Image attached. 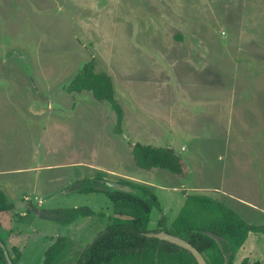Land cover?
<instances>
[{"label":"rangeland","instance_id":"1","mask_svg":"<svg viewBox=\"0 0 264 264\" xmlns=\"http://www.w3.org/2000/svg\"><path fill=\"white\" fill-rule=\"evenodd\" d=\"M91 59L120 133L108 102L65 90ZM135 143L170 147L182 174L138 168ZM98 176L153 192L168 223L187 195L223 203L260 228L244 253L264 264V0H0V191L91 211L13 214L0 239L10 250L3 236L20 231L17 264H42L57 237L54 264L77 262L113 216L105 192L78 190Z\"/></svg>","mask_w":264,"mask_h":264},{"label":"trees","instance_id":"2","mask_svg":"<svg viewBox=\"0 0 264 264\" xmlns=\"http://www.w3.org/2000/svg\"><path fill=\"white\" fill-rule=\"evenodd\" d=\"M95 60L84 64L76 76L65 86L69 92H91L98 101H106L116 115V132H121L122 109L114 97L111 77L105 72H96ZM132 156L136 166L150 170L160 168L174 174H182L180 158L170 147H154L134 144ZM102 178V176H98ZM142 190L144 197L122 192L106 193L112 202L113 216L105 228L85 248L75 264H197L187 250L164 240L148 236V233L164 231L178 236L194 246L204 257L207 264H236L235 256L245 243L250 231H259V227L248 225L234 210L223 203L204 195H187L185 203L177 216L170 222L162 214L156 195L148 189L136 186L125 180H119ZM79 191H102L91 187H82ZM153 208L160 211L157 225L150 226V213ZM12 209L0 191V213ZM48 219L68 222L73 218L91 212L89 209L42 210L30 208ZM213 233L227 242L221 245L205 234ZM0 264H8L5 251L12 262L17 264L21 258L20 250L11 246L7 249L0 239ZM62 240L58 237L48 246L42 264H54L62 253ZM238 264H260L258 260L244 257Z\"/></svg>","mask_w":264,"mask_h":264},{"label":"water","instance_id":"3","mask_svg":"<svg viewBox=\"0 0 264 264\" xmlns=\"http://www.w3.org/2000/svg\"><path fill=\"white\" fill-rule=\"evenodd\" d=\"M86 184H84V186L82 187H91V188H95V189H99L102 191H109V192H122V193H127L133 196H137V197H144V193L142 192L141 189L126 184V183H121L118 181H110V180H105V179H90L87 182H85ZM205 234H207L208 236H210L211 238H213L216 242L221 243L223 242L224 244L227 245V242L220 238L219 236L210 233V232H205ZM148 236L151 237H155L158 238L160 240H164L170 243H173L185 250H187L188 252H190L192 254V256L194 257V259L196 260L197 264H207L204 257L202 256V254L194 247L192 246L190 243H188L187 241H185L184 239L175 236V235H171L168 234L164 231H160L157 233H148ZM1 247L4 248V245L2 243H0ZM5 256L7 259L8 264H12V262L10 261L7 252L5 251Z\"/></svg>","mask_w":264,"mask_h":264},{"label":"crops","instance_id":"4","mask_svg":"<svg viewBox=\"0 0 264 264\" xmlns=\"http://www.w3.org/2000/svg\"><path fill=\"white\" fill-rule=\"evenodd\" d=\"M135 144H137V143H135ZM143 145H149V144H143ZM133 157V156H132ZM135 162V161H134ZM136 164V163H135ZM90 180V179H89ZM133 181H135L136 182V180L135 179H132ZM88 181V180H87ZM131 181V180H130ZM80 183V182H79ZM83 183H85V181L83 182ZM80 189V188H79ZM70 190H77V189H74V188H71ZM69 190V191H70ZM3 193H4V191L3 190H1ZM103 192V191H102ZM30 202V200L27 198V197H24V199L21 201V202H17L16 204H12V209L11 210H9V211H7V212H5V213H0V229L2 228V227H5V226H7L8 227V229H9V222L11 221V217L13 216L14 217V215L13 214H19V216L22 218V217H24V216H26L28 213H32V214H37V213H33V212H29L28 210H29V208H39V206L37 207V206H35L34 204L32 205L31 203H29ZM11 204V203H10ZM14 211V212H13ZM5 215V218H7L8 217V219H7V221H5V222H3L2 221V217ZM106 226V225H105ZM6 227V228H7ZM105 228V227H104ZM10 230H12L11 228H10ZM10 232V231H9ZM0 235L2 236V231H0ZM21 236V233H20V231H18V233H14V232H10L9 234H5V236H3V239H5V241L7 242V244H8V246H9V248L11 247V246H15L14 244H12V240L13 239H16L17 240V238H19ZM246 241H247V239H246ZM246 241H245V243H246ZM53 242V241H52ZM245 243L242 245V247L238 250V252H237V254H236V256H235V263L236 264H238L239 263V261L241 260V259H243L244 257H247V255H245ZM51 244V243H50ZM15 247H17V246H15ZM18 249H19V247H17ZM20 250V249H19ZM250 260H254V259H251V258H249ZM259 262H260V260H259ZM260 264H261V262H260Z\"/></svg>","mask_w":264,"mask_h":264},{"label":"flooded vegetation","instance_id":"5","mask_svg":"<svg viewBox=\"0 0 264 264\" xmlns=\"http://www.w3.org/2000/svg\"><path fill=\"white\" fill-rule=\"evenodd\" d=\"M65 90H66V89H65ZM66 92L69 93V94H71V93H75V92H69V91H67V90H66ZM82 92H83V91H82ZM80 93H81V92H80ZM55 109H56V108H55ZM55 109H54V110H55ZM55 111H56V110H55Z\"/></svg>","mask_w":264,"mask_h":264}]
</instances>
